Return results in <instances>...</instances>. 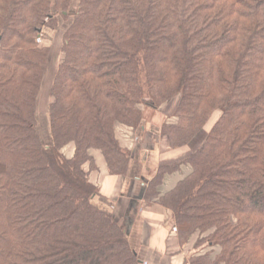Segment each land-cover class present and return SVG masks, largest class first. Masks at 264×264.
<instances>
[{"label": "trees", "instance_id": "16d2710c", "mask_svg": "<svg viewBox=\"0 0 264 264\" xmlns=\"http://www.w3.org/2000/svg\"><path fill=\"white\" fill-rule=\"evenodd\" d=\"M44 29L61 30L62 58L40 115ZM0 34V264H142L88 173L97 149L126 174L117 129L148 111L185 150L144 191L181 245L196 235L185 263L264 264V0H0Z\"/></svg>", "mask_w": 264, "mask_h": 264}, {"label": "crops", "instance_id": "0c3cea01", "mask_svg": "<svg viewBox=\"0 0 264 264\" xmlns=\"http://www.w3.org/2000/svg\"><path fill=\"white\" fill-rule=\"evenodd\" d=\"M50 79L51 76L44 80V87L50 88ZM164 119L163 115L160 124L145 121L138 130L123 126L117 129L116 136L121 146L132 154L123 176L110 174L102 153L97 149L89 150L96 166L88 173V180L98 191L95 202L111 212L126 229L127 237L142 264H186L185 259L196 238L193 235L186 244L181 245L176 237L172 212L160 205L156 198H144L145 186L159 164L177 160L185 151L183 148H170L161 137L159 128ZM73 151L72 145L62 149L67 157H71ZM85 169H88L87 165ZM189 171L188 165L181 164L177 171L165 175L159 188L160 194L171 190Z\"/></svg>", "mask_w": 264, "mask_h": 264}, {"label": "rangeland", "instance_id": "374dc122", "mask_svg": "<svg viewBox=\"0 0 264 264\" xmlns=\"http://www.w3.org/2000/svg\"><path fill=\"white\" fill-rule=\"evenodd\" d=\"M41 35L42 37V42H39V44L41 43V45H48L50 47V57H49V63H50V71L48 70V73L46 74V78L45 80L49 79L50 76V72H52V70H54L57 66V64L60 62L61 58H62V53L60 50L61 47V30L59 29H44L42 31V33L39 34V36ZM38 36V37H39ZM45 85L42 86V90L39 94V99L37 98V113L38 114H45V112L47 111L48 108V104L50 103V101L52 100L51 96L49 95V87H44ZM46 89L47 92H46ZM48 93V94H47ZM162 114V113H161ZM159 114L157 111H148L145 112L144 115L146 117V122H152V124H156V123H161V121L163 120V115L164 114ZM219 115V111H216L213 113L209 124L207 126L210 127V125L217 119ZM67 151H69V148L66 149ZM66 151V152H67Z\"/></svg>", "mask_w": 264, "mask_h": 264}, {"label": "built area", "instance_id": "2783aa9c", "mask_svg": "<svg viewBox=\"0 0 264 264\" xmlns=\"http://www.w3.org/2000/svg\"><path fill=\"white\" fill-rule=\"evenodd\" d=\"M38 42H42V37H41V35L38 37Z\"/></svg>", "mask_w": 264, "mask_h": 264}, {"label": "water", "instance_id": "95a60500", "mask_svg": "<svg viewBox=\"0 0 264 264\" xmlns=\"http://www.w3.org/2000/svg\"><path fill=\"white\" fill-rule=\"evenodd\" d=\"M0 39H1V34H0Z\"/></svg>", "mask_w": 264, "mask_h": 264}]
</instances>
